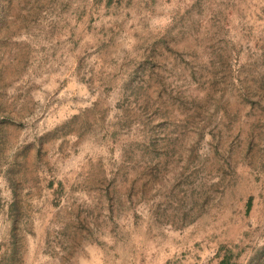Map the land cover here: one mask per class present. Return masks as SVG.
Here are the masks:
<instances>
[{"label":"rangeland","instance_id":"1","mask_svg":"<svg viewBox=\"0 0 264 264\" xmlns=\"http://www.w3.org/2000/svg\"><path fill=\"white\" fill-rule=\"evenodd\" d=\"M247 11L159 37L102 0H0V166L15 217L65 223L53 264L107 230L105 264H264V33L228 31L264 25Z\"/></svg>","mask_w":264,"mask_h":264},{"label":"crops","instance_id":"2","mask_svg":"<svg viewBox=\"0 0 264 264\" xmlns=\"http://www.w3.org/2000/svg\"><path fill=\"white\" fill-rule=\"evenodd\" d=\"M110 3L123 7L124 17L133 21L140 19L154 18L156 21V35L164 34V28L179 27L184 20H194L197 17L208 18L210 11H220L224 17L238 21L239 11L248 10L246 18L264 22V0H102V4ZM145 4H149V10ZM247 11V12H248ZM260 19V20H259ZM181 20V22H180ZM134 26V24H133ZM136 27V26H135ZM228 28V27H227ZM230 33H250L257 35L264 33V25L251 27L233 26L228 28ZM174 32V31H173ZM25 193V192H23ZM20 189L15 186L13 180L4 175L0 166V264H36V254L41 256L40 264H53L50 239L60 234L53 232V229L61 230L64 222H21L15 217L19 209ZM58 205L56 208H59ZM113 237L107 230L102 240L89 242L84 250V240H81V249L75 253V262L68 263L67 256L59 244L58 255L55 256V264H105L109 259V247ZM173 257L167 253H161L159 264H170L169 259ZM174 258H177L176 256ZM177 264H219L220 258L214 256V252L200 250L184 255V259Z\"/></svg>","mask_w":264,"mask_h":264},{"label":"trees","instance_id":"3","mask_svg":"<svg viewBox=\"0 0 264 264\" xmlns=\"http://www.w3.org/2000/svg\"><path fill=\"white\" fill-rule=\"evenodd\" d=\"M250 205V199H249V201L247 202V207ZM222 263V262H221Z\"/></svg>","mask_w":264,"mask_h":264}]
</instances>
